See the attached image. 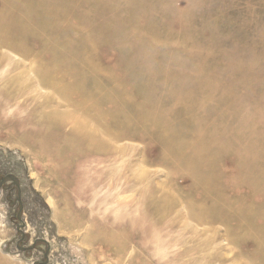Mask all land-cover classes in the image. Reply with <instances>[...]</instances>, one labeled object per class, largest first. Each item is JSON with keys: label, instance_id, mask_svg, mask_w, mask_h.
<instances>
[{"label": "rangeland", "instance_id": "374dc122", "mask_svg": "<svg viewBox=\"0 0 264 264\" xmlns=\"http://www.w3.org/2000/svg\"><path fill=\"white\" fill-rule=\"evenodd\" d=\"M43 1L0 0V6L6 2L12 10L16 8L25 30L23 48L38 55L36 65L45 66L50 60L66 64L86 83L84 91L94 87L87 90L93 94L98 87L106 101L102 108L111 109V115L103 116L111 134L129 138L117 143L119 156L72 162L80 172L74 177L70 167L65 175L52 164L51 150L20 140L11 128L14 121L0 123V180L11 174L20 186V199L12 182L0 188V264H41L45 249L47 264H190L188 259H176L182 254L180 248L161 245L164 240L172 244L178 236L169 229L161 231L159 223L176 220L179 203L168 206L162 201L156 210L151 204L149 213L147 191L175 183L203 192L206 187L201 189L197 180L201 175L210 176L214 182L208 185L225 195L216 200L217 206L226 204L232 213L242 212L247 250L256 253V233L264 238V0H45L44 5ZM46 4L53 10L46 9ZM83 62L90 64L83 67ZM73 78L71 85H77ZM44 91L45 96L55 95L49 86ZM205 97L210 102L201 99ZM204 101L206 107L201 104ZM192 103L200 105L197 115L192 113L197 108L192 109ZM118 108L121 113L114 114L112 110ZM21 112L16 106L8 109L11 118ZM150 112L160 121L157 126L137 116ZM142 128L147 134L141 138ZM161 131L177 142L195 140L189 148L173 150ZM126 132L138 134L129 140L133 135ZM75 148L69 153H75ZM182 149L175 160L179 164L172 167L171 161ZM182 160L200 163L184 169ZM140 194H145L143 199ZM184 202L194 204L189 199ZM165 209L168 215L162 218L157 211ZM112 221L122 235L114 247L105 243L102 231ZM20 224L24 237L19 247L37 239L46 244L17 249ZM166 231L169 237L163 236ZM233 259L247 260L235 256L229 263Z\"/></svg>", "mask_w": 264, "mask_h": 264}, {"label": "bare ground", "instance_id": "6f19581e", "mask_svg": "<svg viewBox=\"0 0 264 264\" xmlns=\"http://www.w3.org/2000/svg\"><path fill=\"white\" fill-rule=\"evenodd\" d=\"M39 1H41V0H39ZM47 1H49V0H47ZM47 1H46V3H47ZM50 1H52V0H50ZM7 2H8V0H7ZM72 3H73V1H72ZM42 4L44 5L45 2ZM47 4H46V9H49V8H47V6H48ZM53 5H55V4L51 3L50 7L52 8ZM73 5H75V3ZM9 6H10L9 3L7 4L6 2H4L0 6V15L2 17H4L3 18L4 21L0 22V78L2 80V85L0 86V123L6 124V123H9L11 121H14L13 122L14 125L11 126V128L14 129L13 130L14 134L19 135L20 140H22L24 142H29L33 145V147L41 149L43 151L44 150L45 151L51 150L52 158L50 160H51L52 164L54 165V163H56L57 164L56 167L59 169V171L62 174H65V175L68 172L67 171L64 172V170L66 168L70 167L71 168V171L69 169L70 174L74 177H78L80 172H78V171H76V169H74L72 162H77L84 157L97 158L99 156V157H103V158H108L110 156L111 157H116L117 155L119 156V154L121 153V150L118 148L117 143L127 141L124 139L129 138V136L115 135L116 133L111 134L110 126H108V124L105 122L106 120L103 119L104 115H111V113H110L111 109L110 108L106 109V110L102 108V106L104 105L103 103L106 102L105 98H103V93L99 90L98 87L95 88L96 89L95 92H97L98 94L95 92L92 94L91 92L89 93L87 91V90L93 91L94 87L92 88V90L87 89L86 90L87 92L84 91V88H86V87L85 86L83 87V85L86 83L80 81L82 79L79 80L77 78L79 76H78V74H76V72L73 71L74 69L72 70L71 69L72 67H69L66 64L61 65V64L55 63V61L53 62L50 60V61H48L49 64H46L45 66L40 65V64H39L40 66L39 65L37 66L35 63V59H37L38 55H37V57L33 56L35 52H33V55H32L31 53H28L27 51L24 50L23 43H24V41H26L25 30L20 25V23L18 21L17 12H16L17 10L15 11L16 8L14 10H12ZM52 10L53 9H51V11ZM59 13H61V12H59ZM26 15H28V14H26ZM26 15H25V17H26ZM51 15H53V14L51 13ZM0 20H1V18H0ZM67 20H69V19H67ZM67 23L68 22H66V24ZM75 27H76V25H75ZM51 28H53V27H51ZM47 33H49V32H47ZM52 36H53V34H52ZM41 37H42V35H41ZM59 37L61 38V35H59ZM82 38H84V37H82ZM40 39L38 41H40ZM50 39H52V37ZM61 40L66 41L65 38H63ZM44 41H46V40H44ZM83 42H80V43L82 44ZM85 43H88V42H85ZM85 43H84V45H85ZM37 44H38V42H37ZM42 44H44V43H42ZM70 45H72V44H69V46ZM74 45H77V44L74 43ZM78 46H80V45L78 44L77 47ZM82 47H83V45L81 46V48ZM68 48H70V47H68ZM74 48L76 49V46H74ZM83 48H86V47H83ZM81 52H83V51H81ZM75 53H76V50H75ZM49 54L51 55V53H49ZM71 57H73V55ZM75 60H76V57H75ZM42 64H44V63H42ZM89 64H90V62L89 63L83 62V67H85ZM79 67H81V66H79ZM81 69H82V67H81ZM91 70H92V67H91ZM86 72L84 71L82 73H86ZM81 76H86V75L81 74ZM90 76H89V79L92 80V78H91L92 76L91 77ZM72 77L77 78V80H78L77 85H71ZM87 77H88V75L86 76V78ZM74 78H73V80H75ZM84 79H85V77H84ZM90 80H88V81L91 83L92 81H90ZM48 86L51 87L53 93H55L54 96L53 95H48V96L43 95V93L45 92L44 89L47 88ZM100 89H101V87H100ZM123 90H124V88H123ZM150 93H151V91H150ZM51 94H52V92H51ZM94 94H97V95H94ZM191 94H192V99L193 98L195 99L194 93L192 92ZM119 95H117V96H119ZM123 97H124V95H123ZM202 97H204V95ZM189 99H190V97H189ZM201 99L202 100L205 99V101L210 102V100H207L206 97L201 98ZM205 101L201 103L202 106H204V107H206ZM192 104H194V103H192ZM196 104H198V103H196ZM196 104H194V107H192V109L197 107V106H195ZM12 106L19 107V110H22V112H21L22 115L17 116L15 118H11L10 115L8 114V109L11 108ZM186 107H184V110H186ZM188 107L191 108V105H189ZM135 108H136V106H135ZM62 109H64L65 111ZM26 110H27V115H24L23 112ZM187 110H189V109H187ZM5 111H7V112L5 113ZM198 111L199 112L201 111L200 105H198L197 108L193 109L192 113L194 114L195 112H198ZM112 112L114 114L115 113H121V110L119 108L117 111L115 109H113ZM185 112L186 111H184V113ZM186 113H185V116H186ZM194 115H197V114H194ZM137 116L141 117V118L143 117V120L140 118L142 121L146 120L145 121L146 123L150 122L154 126H157L160 123V121L152 114V112H150V114L148 113L146 115L143 113L142 114L138 113ZM196 119H197V117H195V120ZM140 123L141 122H139V124ZM143 125H145V123H143ZM166 126L167 125H164V127H166ZM163 129H165V128H163ZM213 129H216V128H213ZM4 130H6V129H4ZM159 130H160V128H159ZM140 131L142 132V134L140 135L141 138L145 134H147V131H145L143 128ZM164 131H166V130H164ZM164 131H161V133L163 134L164 138H168L167 146L170 145L171 148L170 147L169 148L173 149V150L179 149V148H183V149L189 148L190 146L193 145V141L195 140L194 139V140L190 141L191 140L190 139L189 142H186V143L183 141L177 142L175 140H172V138H169V136L167 137L166 136L167 133H165ZM124 134H132L133 136L129 140H134L135 139L134 134H138V133L137 132L136 133H131V132L127 133L126 132ZM51 137L53 139L50 140ZM200 140H201V136L199 137V140H197L198 141L197 145H200V142H199ZM112 143H113V145H112ZM203 145H204V142H203ZM72 147H76L75 153H69V149ZM183 149L178 153L176 151H173L174 154H175V152L177 154H175V157L171 161L172 167L176 168V165L179 164V161H175V160L179 156L178 154H181V155L183 154ZM66 159H71V161L66 162ZM48 162H49V160H48ZM199 163H200V161L183 163V160H182V165H183L184 169H191L193 167H198ZM178 168H180V167H178ZM212 170L213 169H211V172H212ZM222 170H224V169H222ZM201 174H203V173H201ZM137 176H136V178H137ZM209 177L207 175H201V176L197 177L198 185H201V189H202V186H204L203 188L206 187L205 189H203V192H199L197 190V188L196 189L190 188L191 186H187L184 184L180 185V184H175V183L172 185L170 184V186H168V187H160L158 190L156 188H152L151 191L148 189L147 192L149 194V204H148L149 213H151L150 212L151 204L155 208L162 201L166 202L168 206H171V203H175V202L179 203V206L177 207L179 209L177 211L174 210V215L176 214L179 218L177 217V219L175 220L172 217L174 220L166 219L164 222L159 223L160 227L162 228L161 231H163V229H165V230L169 229V231H172L174 233L175 232L178 233V236L176 239H173L174 241H172V244H169L166 240H164V241H162L161 245L163 247H166V248L167 247L171 248V246L173 248L174 247L180 248L182 251V254H180L179 257L176 259H179V260L180 259H188V262L190 264H196V263L199 264L202 262L204 264H264V238H263V236L258 237V233H256L257 235H255V236H257V237H255V242L258 246L257 252L254 254L250 253L247 250L248 243L245 242V239L248 237V235L246 234V232H244V229H245L243 226L244 222L241 221L243 219V218L241 219V217L243 216L242 212L238 211L237 213H232L233 211L231 212L230 205L229 206L226 204H223V206H217L216 205L217 204L216 200L224 199L225 195L221 191H219L217 188H214L216 186L211 187L208 185L209 183L210 184L212 183V185H213L214 181H212V180L216 181V179L213 178L211 180L212 182H210L211 177L210 178ZM145 178H147V177H145ZM148 178H150V176ZM134 179H135V176H134ZM141 181L142 180H140L139 182H141ZM144 182H145V180H144ZM147 183H148V181H147ZM128 184H129V186L132 187L133 183H132L131 179L128 182ZM217 184H218V181H217ZM188 185H191V183ZM141 186H143V185H141ZM218 186L219 185H217V187ZM139 188H140V186H139ZM139 192L140 191H138V193ZM144 195H143V197H144ZM140 197H142L141 194H140ZM143 197H142V199H143ZM184 199H189L190 201H193L194 204H191L190 202L185 203ZM229 201H231V200H229ZM234 201H235V199H234ZM161 204H164V203H161ZM242 204H244V203H242ZM242 204H241V206H242ZM233 206H235V205H233ZM158 207H156V208H158ZM232 207H231V209H232ZM156 208H155V210H156ZM163 208H161V209H163ZM172 209L173 208H168L167 210L171 211ZM236 209H234V211ZM167 210L165 209V212L163 211L164 213L162 211H157V213L160 215V217H162L166 213ZM244 210H246V207ZM248 210L249 209L247 207V211ZM249 211H251V210H249ZM157 213L154 214V216L157 215ZM150 216H151V214H150ZM245 216H246V213H245ZM157 217H158V215H157ZM157 217H155V219ZM169 217H171V216H169ZM165 218H166V215H165ZM157 222H159V221H157ZM78 224H80V223H78ZM108 224H109V226L107 224L102 226V231H105V232H103L104 236H105V240H106L105 243L114 247V245L116 244L115 241L116 240L118 241L119 238H121V236H122L121 234H119L120 226L115 224L114 221H112ZM141 224H143V223H141ZM141 227L142 226H140V228ZM151 227H153V229H154V225ZM158 227H159V225H158ZM110 228L115 229V232L114 233L110 232L109 231ZM155 228L156 229L154 231L151 228L154 235H156L158 232L157 227H155ZM173 229H175V230H173ZM151 230H150V232H151ZM262 232L264 233V231H262ZM260 233L261 232L259 231V234ZM141 234L143 236V233H141ZM163 236L169 237L168 232L166 234H163ZM230 254H233V256H231ZM235 256H240V257H243V259L246 258L247 260L240 263L237 260L234 261V259H233L232 262L229 263V260H231ZM250 259H252V261H250Z\"/></svg>", "mask_w": 264, "mask_h": 264}, {"label": "water", "instance_id": "95a60500", "mask_svg": "<svg viewBox=\"0 0 264 264\" xmlns=\"http://www.w3.org/2000/svg\"><path fill=\"white\" fill-rule=\"evenodd\" d=\"M6 182H12V183L14 184L15 189H16V193H17V196H18V199H20V186H19L18 179H17L15 176L11 175V174L6 175V176H4V177L0 180V188H1ZM21 209H22V205H21V203L19 202V209H18V213H17V220H19V221H20V212H21ZM21 227H22V224H20V225L17 226V228H16L17 231H18L19 234H20V239H19V241L17 242V245H16L17 249H19V250H21V251L32 250L33 247H34V245H35L36 243H38V242H42V243H45V244H46V242H45L44 240H42V239H37V240H35L34 243H33L32 245H30V246H27V247H19V243L22 242L23 237H24V234H23V232L21 231ZM32 264H39V263H38V262H33ZM41 264H47V249H45V260H44V262L41 263Z\"/></svg>", "mask_w": 264, "mask_h": 264}]
</instances>
